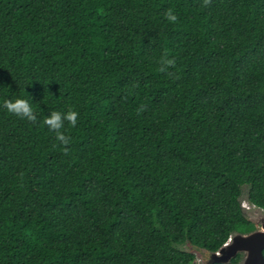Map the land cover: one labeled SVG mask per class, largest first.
<instances>
[{"label": "trees", "instance_id": "16d2710c", "mask_svg": "<svg viewBox=\"0 0 264 264\" xmlns=\"http://www.w3.org/2000/svg\"><path fill=\"white\" fill-rule=\"evenodd\" d=\"M69 107L63 145L43 117ZM245 196L264 210V0H0V264H196L257 228Z\"/></svg>", "mask_w": 264, "mask_h": 264}, {"label": "water", "instance_id": "95a60500", "mask_svg": "<svg viewBox=\"0 0 264 264\" xmlns=\"http://www.w3.org/2000/svg\"><path fill=\"white\" fill-rule=\"evenodd\" d=\"M242 206L245 209L243 203ZM250 216L255 223L260 222L261 227L249 232L235 231L217 251L210 253L209 260L204 264L229 263L238 254L242 255L239 264H264V214L257 221V216Z\"/></svg>", "mask_w": 264, "mask_h": 264}, {"label": "clouds", "instance_id": "9594fccd", "mask_svg": "<svg viewBox=\"0 0 264 264\" xmlns=\"http://www.w3.org/2000/svg\"><path fill=\"white\" fill-rule=\"evenodd\" d=\"M165 15L169 21L174 22L177 19V16L171 9H169ZM172 63L173 61L171 59L163 58L161 60L162 69ZM2 107L6 109L8 113L20 119H26L28 121L37 120V114L33 104L23 96H17L13 99H4ZM77 116L78 112L71 107L65 111L54 109L43 117V123L48 126L50 131L55 133V138L59 143L67 145L70 142V137L65 134V122L67 121L72 126H75L77 123Z\"/></svg>", "mask_w": 264, "mask_h": 264}, {"label": "rangeland", "instance_id": "374dc122", "mask_svg": "<svg viewBox=\"0 0 264 264\" xmlns=\"http://www.w3.org/2000/svg\"><path fill=\"white\" fill-rule=\"evenodd\" d=\"M242 203L245 207V210L248 214L256 217V220H261V218L263 217L264 214V210H260L258 208H256L255 206L252 205V203H250L247 199V197H243L242 198ZM258 224V223H257ZM260 222H259V226L258 228H260ZM196 255H197V263L196 264H204L206 263L209 258H210V253L202 251V250H196Z\"/></svg>", "mask_w": 264, "mask_h": 264}, {"label": "flooded vegetation", "instance_id": "af4514ba", "mask_svg": "<svg viewBox=\"0 0 264 264\" xmlns=\"http://www.w3.org/2000/svg\"><path fill=\"white\" fill-rule=\"evenodd\" d=\"M257 221V220H256ZM257 224V223H256ZM258 226H259V223L257 224V228H258Z\"/></svg>", "mask_w": 264, "mask_h": 264}]
</instances>
